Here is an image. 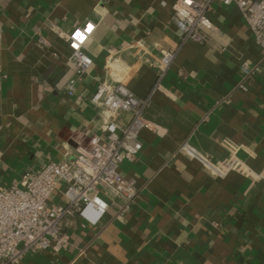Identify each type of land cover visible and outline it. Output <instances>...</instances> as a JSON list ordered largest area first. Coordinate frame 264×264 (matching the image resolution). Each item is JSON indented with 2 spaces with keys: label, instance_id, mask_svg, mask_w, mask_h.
Here are the masks:
<instances>
[{
  "label": "crops",
  "instance_id": "1",
  "mask_svg": "<svg viewBox=\"0 0 264 264\" xmlns=\"http://www.w3.org/2000/svg\"><path fill=\"white\" fill-rule=\"evenodd\" d=\"M175 1L0 0V188L74 160L80 145L103 135L104 118L90 101L100 82L150 96L152 128L141 132L136 159L119 167L135 181L130 210L110 200L97 226L70 223L68 250L28 253L19 264H264V181L213 176L182 149L221 161L228 143L264 171L262 50L241 11L217 0L207 15L218 31L182 44ZM88 23L95 30L85 51L94 64L69 96L68 36ZM165 50L175 58L162 71ZM63 189L51 203H62Z\"/></svg>",
  "mask_w": 264,
  "mask_h": 264
},
{
  "label": "built area",
  "instance_id": "2",
  "mask_svg": "<svg viewBox=\"0 0 264 264\" xmlns=\"http://www.w3.org/2000/svg\"><path fill=\"white\" fill-rule=\"evenodd\" d=\"M225 6H236L250 27L256 44L264 56V0H217ZM212 0H176L173 19L182 35V44L204 43V30L217 32L207 15ZM95 26L88 23L74 29L68 36L75 77L69 80V96L76 93L80 78L93 66L94 60L85 51ZM175 58V52L162 51L161 70L165 71ZM242 70L249 76L253 69L244 63ZM161 77V76H160ZM240 88L246 90L241 84ZM91 103L100 110L105 125L103 135H93L80 145L72 161L51 162L39 171L26 172L20 185L0 188V264H19L28 253L68 250L70 236L66 229L75 218L97 226L110 208V200H122L121 213L128 212L136 197L134 180L126 179L120 164L134 161L143 148L140 134L152 128L145 117L150 96L138 97L122 82H100ZM128 114L129 119H121ZM229 156L213 161L196 148L185 144L182 149L191 158L199 159L216 177L231 172L264 181V171L256 172L241 158L235 148L226 143ZM63 186L61 204L51 203L54 193Z\"/></svg>",
  "mask_w": 264,
  "mask_h": 264
}]
</instances>
